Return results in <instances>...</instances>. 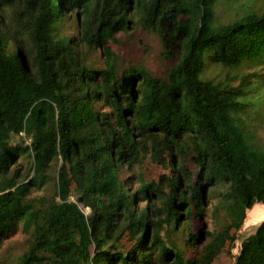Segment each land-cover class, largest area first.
Masks as SVG:
<instances>
[{
  "label": "trees",
  "instance_id": "obj_1",
  "mask_svg": "<svg viewBox=\"0 0 264 264\" xmlns=\"http://www.w3.org/2000/svg\"><path fill=\"white\" fill-rule=\"evenodd\" d=\"M222 1L0 0V244L27 237L15 264H214L264 213L250 82L199 79L204 57L264 67V2L220 26ZM131 30L161 41L166 79L112 61ZM146 158L161 174L130 191L122 171ZM234 264H264V221Z\"/></svg>",
  "mask_w": 264,
  "mask_h": 264
},
{
  "label": "rangeland",
  "instance_id": "obj_2",
  "mask_svg": "<svg viewBox=\"0 0 264 264\" xmlns=\"http://www.w3.org/2000/svg\"><path fill=\"white\" fill-rule=\"evenodd\" d=\"M264 0H223L215 8V21L217 25H225L235 19L236 15H241L245 8L257 9ZM72 22V26L75 25ZM118 44L113 46V60L120 70L129 67H138L143 69L149 75L158 79H166L169 71L174 65L173 61L165 59L161 41L153 35H149L140 30H131L128 34L119 33L116 36ZM105 57L99 52L90 54L89 64L96 68H104ZM205 70L200 74L199 79H216L218 81H228L231 86L239 85L241 77L246 76L250 82V95L247 102L251 103L246 108L245 120L251 126L255 133L257 143L264 146V67L254 66L250 63H243L240 66L223 69L211 65L206 57L203 58ZM247 84V83H246ZM161 171L149 163L146 158L141 167L134 168L131 171H122L121 181H128L127 188L135 191L139 187L140 177L142 175L146 180L155 179ZM52 186L48 185L44 190L37 192L33 197L51 196ZM214 202V201H213ZM145 203H141L139 208H143ZM88 213V211H84ZM247 213V212H246ZM211 218V217H210ZM246 219V214H245ZM244 219V220H245ZM264 218L256 225L246 230L242 227L236 234V241L230 249V255H220L216 258L214 264H234L235 258L239 254L241 242L252 235ZM244 223V221H243ZM242 223V226H243ZM212 224L209 222V227ZM178 243H182L183 237ZM27 237L18 231L15 235L8 237L0 244V264H15L19 257L26 250Z\"/></svg>",
  "mask_w": 264,
  "mask_h": 264
},
{
  "label": "bare ground",
  "instance_id": "obj_3",
  "mask_svg": "<svg viewBox=\"0 0 264 264\" xmlns=\"http://www.w3.org/2000/svg\"><path fill=\"white\" fill-rule=\"evenodd\" d=\"M264 218V213L262 211H249L246 213V219L244 220L242 230H246L250 227H253L261 219ZM255 227V226H254Z\"/></svg>",
  "mask_w": 264,
  "mask_h": 264
}]
</instances>
